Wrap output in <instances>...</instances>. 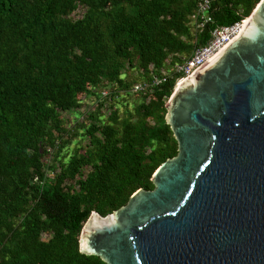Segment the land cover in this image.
<instances>
[{"label": "trees", "instance_id": "trees-1", "mask_svg": "<svg viewBox=\"0 0 264 264\" xmlns=\"http://www.w3.org/2000/svg\"><path fill=\"white\" fill-rule=\"evenodd\" d=\"M198 1L0 0V264H106L78 251V234L91 211L105 215L137 188L151 189L153 171L175 154L164 121L180 76L172 64L258 2L210 0L209 20L190 34ZM76 5L85 11L69 19ZM124 65L147 80L150 65L171 73L139 99L135 120L117 122L113 113L109 123L80 122V133L72 127V138L56 141L50 126L59 130V112L82 94L104 84L114 96L131 85ZM77 135L88 137L90 152L76 145L61 155Z\"/></svg>", "mask_w": 264, "mask_h": 264}, {"label": "water", "instance_id": "water-1", "mask_svg": "<svg viewBox=\"0 0 264 264\" xmlns=\"http://www.w3.org/2000/svg\"><path fill=\"white\" fill-rule=\"evenodd\" d=\"M173 87L164 121L176 151L105 215L78 251L106 264H264V0Z\"/></svg>", "mask_w": 264, "mask_h": 264}, {"label": "rangeland", "instance_id": "rangeland-1", "mask_svg": "<svg viewBox=\"0 0 264 264\" xmlns=\"http://www.w3.org/2000/svg\"><path fill=\"white\" fill-rule=\"evenodd\" d=\"M84 11H85L84 6L76 5L74 9L67 11L68 13H66V17H68L69 19L80 18L83 15ZM186 25H187L188 33L192 34L196 28L191 18H189V21L187 22ZM121 71H122L121 77H124L127 81H130L131 83V85L129 84L130 86H128L126 90H118L115 93V95L112 96V94H110V91H109L110 89L109 85L101 84L97 86L96 88H93L90 91V93L82 94L79 97V100L77 101L78 102L77 106L72 107L68 110L59 112L58 114L59 121L56 123V126L57 128H59V130L56 129L55 130L56 132H55L54 125L50 126L51 132L58 135L56 138L57 139L56 141L58 140L63 141L64 139H66V137L69 136V134L67 136L66 134L69 132V130L72 127H73L71 130L73 131L72 134L75 135L76 133H80L82 130L79 126V123L83 121L91 122L93 120L95 123H103V122L109 123V116L113 115V113H114V116L117 117V120H116L117 122L124 118L130 119V120H135L137 118L138 113L135 114V111H134L135 106L138 103L139 99H143L142 98L143 95H145V98L143 99V101L144 100L146 101V93L148 92V90H145V89L135 90L134 85L142 84V83L146 84L147 79H143L140 76V69L128 68L124 65ZM167 73L170 75L171 73L170 70ZM168 98L166 99L165 104ZM125 100L127 102H125ZM90 114L96 115V119H92V116H91L90 117L91 120H90L88 118V115ZM70 135H71V132H70ZM95 135L98 136V134H95ZM69 138H72V137L69 136L67 139ZM76 145H78V149L80 152L83 151L84 149L86 152H90V150L92 149L91 145H89L87 136L77 135L69 143V145L65 146L61 150V155H65L67 152H70L69 150L76 147ZM61 158L64 159L63 157ZM90 170H91V167L89 165H85L82 168H80V172L83 176L87 174Z\"/></svg>", "mask_w": 264, "mask_h": 264}, {"label": "built area", "instance_id": "built-area-1", "mask_svg": "<svg viewBox=\"0 0 264 264\" xmlns=\"http://www.w3.org/2000/svg\"><path fill=\"white\" fill-rule=\"evenodd\" d=\"M210 5V0H199L195 8L194 14L192 15V22L196 28L202 26L205 21L209 20L207 14ZM243 19L234 21L228 25H216L210 30L209 40L202 46L196 47L183 61L173 63L171 66L172 73H180V76L176 79L186 77L193 69L201 64L206 58L220 48L226 41H228L233 35H235L240 29ZM150 77L146 81L147 83L134 85L135 90L145 89L147 93L152 91L153 88L161 84L166 74L162 69L159 70L158 74L154 72L152 65L149 66ZM176 83V82H175ZM46 151L51 153L52 148L46 147ZM48 175V174H47ZM36 178H33L34 181Z\"/></svg>", "mask_w": 264, "mask_h": 264}, {"label": "bare ground", "instance_id": "bare-ground-1", "mask_svg": "<svg viewBox=\"0 0 264 264\" xmlns=\"http://www.w3.org/2000/svg\"><path fill=\"white\" fill-rule=\"evenodd\" d=\"M248 20V18H245V19H243V22L241 23V26H240V29L243 27V25L246 23V21ZM239 29V30H240ZM238 30V31H239ZM185 78V77H184ZM184 78H181V79H178V81L176 82V84H175V87L180 83V81L182 80V79H184Z\"/></svg>", "mask_w": 264, "mask_h": 264}, {"label": "clouds", "instance_id": "clouds-1", "mask_svg": "<svg viewBox=\"0 0 264 264\" xmlns=\"http://www.w3.org/2000/svg\"><path fill=\"white\" fill-rule=\"evenodd\" d=\"M176 84V83H175Z\"/></svg>", "mask_w": 264, "mask_h": 264}]
</instances>
